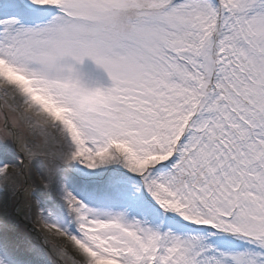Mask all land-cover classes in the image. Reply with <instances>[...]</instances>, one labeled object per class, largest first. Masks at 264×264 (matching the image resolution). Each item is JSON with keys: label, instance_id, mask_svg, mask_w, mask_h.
<instances>
[{"label": "snow or ice", "instance_id": "obj_1", "mask_svg": "<svg viewBox=\"0 0 264 264\" xmlns=\"http://www.w3.org/2000/svg\"><path fill=\"white\" fill-rule=\"evenodd\" d=\"M0 264H264V0H0Z\"/></svg>", "mask_w": 264, "mask_h": 264}, {"label": "rangeland", "instance_id": "obj_2", "mask_svg": "<svg viewBox=\"0 0 264 264\" xmlns=\"http://www.w3.org/2000/svg\"><path fill=\"white\" fill-rule=\"evenodd\" d=\"M83 70L88 73L84 83L88 86H102L109 87L111 85L110 79L102 69L98 68L94 62L89 59H85L82 65Z\"/></svg>", "mask_w": 264, "mask_h": 264}]
</instances>
